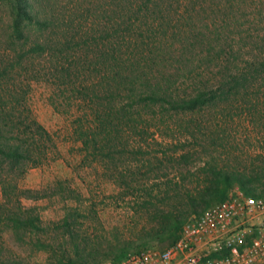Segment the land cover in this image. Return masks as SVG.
<instances>
[{"label":"rangeland","instance_id":"obj_1","mask_svg":"<svg viewBox=\"0 0 264 264\" xmlns=\"http://www.w3.org/2000/svg\"><path fill=\"white\" fill-rule=\"evenodd\" d=\"M13 1L0 0V96L7 89L17 99L24 95L15 116L30 113L51 133L57 151L40 165L24 167L23 174L17 166L0 162V264H67V258L86 253L101 264L126 245L123 257L143 247L161 222L153 206H136L130 192L121 188L122 178L144 183L165 167L148 164L147 156L131 151L146 141L150 144L143 149L146 155L158 148L150 135L144 141L135 132L128 134L125 149L113 145L112 159L103 162L83 153L73 133V120L80 113L76 105L82 103L76 86L91 79L99 87L102 68L120 65L127 55L141 60L142 66L153 64L154 72L172 75L179 92L199 72L215 82L226 59L232 62V75L241 73L251 66V49L264 52V0H28L51 24L42 29L27 24V38L20 40L11 34ZM207 40L215 46L213 51ZM35 42L51 44L53 49L32 51ZM207 49L212 53L207 55ZM56 63L67 66L71 77L51 76L49 68ZM254 79L246 89L250 93L256 85L262 86L254 118L247 107L255 96L246 95L243 103L240 94L219 99L217 106L169 114L193 121L189 132L200 125V142L208 143L214 132L226 129L230 138L264 143V70ZM222 107L234 116L232 123L221 118ZM189 141L193 146L186 148L188 163L194 173L201 148ZM167 161L163 163L168 167ZM2 182L16 184L7 197ZM170 203L178 206L174 210L188 211L183 199ZM157 205L168 210L165 204ZM26 210L38 217L39 230L15 226L12 214L25 217L21 213ZM67 216L68 226L63 224ZM148 245L159 247L156 240Z\"/></svg>","mask_w":264,"mask_h":264},{"label":"trees","instance_id":"obj_2","mask_svg":"<svg viewBox=\"0 0 264 264\" xmlns=\"http://www.w3.org/2000/svg\"><path fill=\"white\" fill-rule=\"evenodd\" d=\"M13 4L16 10L12 15L10 28L12 36L16 39L27 38L24 29L27 24L33 23L41 29L51 24L47 18L36 12L28 0H14ZM207 42L211 47L210 42L208 40ZM30 49L43 53L53 47L48 43L35 42ZM211 49L213 51L215 46ZM207 50V55L212 53L210 49ZM251 50L253 51L251 66L245 67L241 73L232 75V62L226 59L224 65L219 67L218 75L214 76L215 82L202 74L203 72H199L190 77L189 87L182 92L173 87L172 75H165L161 71L154 72L153 64L146 62L142 66V61L134 60L131 55H127L116 67H103L100 71L102 73L101 77L99 76V87L91 79L76 86V92L81 98L79 101L82 103L76 105L80 113L73 120V133L81 141L83 153L92 155L94 159L98 156L103 162L112 159L115 153L113 145L119 144L125 149L128 134L131 132H135L144 141L150 135L153 144L158 146L146 155L143 149L150 147L146 141V145H137L135 150L131 151L147 156L148 164L165 167L162 174L155 173L152 179L147 177L144 183L127 181L123 177L120 183L122 189L130 192V198H133L136 206H153L157 211L155 213L158 214L155 216L160 217L161 224L152 229L154 234L142 245L147 246L148 242L154 240L162 249L170 245L178 238L181 226L188 217L187 212L199 213L207 205L223 200L228 189L234 185L239 186L247 194H264V143L256 144L260 143V140L254 139L239 141L237 138H230L226 135V129L214 132L215 137L208 143L200 142L197 136L200 125H194L193 132H189L193 121L187 123L176 116L189 111L195 112L207 106H217L219 99L224 101L223 97L227 98L230 94H240L243 103L246 95H254L255 99L248 100L251 106H248L247 110L252 116L258 115L259 110L254 106L258 102L256 96L262 86L256 85L250 93H247L246 89L248 86L252 87L248 84L257 81L254 79L255 74L259 70H264V52ZM49 69L53 77H71L69 68L64 64L56 63ZM248 79L253 81L245 83ZM241 88L244 92L240 91ZM9 92L10 89H7V94L0 96V100L6 99L1 101L0 106V162L15 165L24 173V167L40 165L44 160L54 156L57 148L51 133L32 118L30 113L21 114V117L15 116V113H19V105L21 106L25 99L24 95L17 99ZM83 103L86 104L85 107L82 106ZM134 109L135 111H132ZM170 112L176 114L174 116L176 119L169 114ZM221 112V118L226 120L224 121L226 124L233 122L234 116L226 108L222 107ZM125 127L128 129L125 130ZM190 139L201 148L194 166L197 172L194 173H190L191 167L188 163L190 149L188 151L186 149L193 146L189 144ZM166 158L169 160L167 163H171L168 167L163 163ZM112 176L117 180V175ZM189 176H192V179L196 178V182L192 184L191 179L187 183ZM1 185L2 193L6 197L16 189V184L12 182L7 185L2 182ZM177 199L185 201L188 211L174 210L178 206H173L170 202ZM161 203L168 207L167 211L157 205ZM21 214H25V217L19 216L17 212L11 216L16 227L40 229L36 215L30 214L29 210ZM68 218L67 216L63 221L66 226ZM125 246L114 251L111 259L113 262L122 257ZM66 262L97 264L90 253L76 254L72 258H67Z\"/></svg>","mask_w":264,"mask_h":264},{"label":"built area","instance_id":"obj_3","mask_svg":"<svg viewBox=\"0 0 264 264\" xmlns=\"http://www.w3.org/2000/svg\"><path fill=\"white\" fill-rule=\"evenodd\" d=\"M264 257V194L234 185L223 200L189 215L178 238L147 245L101 264H255Z\"/></svg>","mask_w":264,"mask_h":264},{"label":"crops","instance_id":"obj_4","mask_svg":"<svg viewBox=\"0 0 264 264\" xmlns=\"http://www.w3.org/2000/svg\"><path fill=\"white\" fill-rule=\"evenodd\" d=\"M255 264H264V257H262L257 263Z\"/></svg>","mask_w":264,"mask_h":264}]
</instances>
